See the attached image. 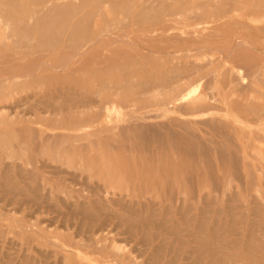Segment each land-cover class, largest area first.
<instances>
[{"label":"bare ground","instance_id":"bare-ground-1","mask_svg":"<svg viewBox=\"0 0 264 264\" xmlns=\"http://www.w3.org/2000/svg\"><path fill=\"white\" fill-rule=\"evenodd\" d=\"M90 1L91 0H0V63L5 64L6 62L8 63L9 60H12L13 57L9 58L10 54L9 56L6 55V53H9L10 51L14 52L13 54L16 59L18 58V60H20L21 62L23 61L24 63H26L22 65L23 62L22 63L19 62L18 67L16 66L15 68L13 66L15 69L13 67H12L13 69L11 68L12 65L10 66L11 69L9 67H6L7 70L6 73H4L5 75L3 73L1 75V72L3 71H0V126L11 125L16 122L12 120H24L25 124H23L22 127L19 126L18 128L12 129L11 131L8 132L9 135H11V137L13 138H16V140H17L16 132L17 133L19 132L20 135L21 133H23L24 137H27L29 140L33 142V143L30 142L26 143L27 141L23 142V138L19 139L20 137H18L19 142L18 141L17 142L20 143L19 145L21 146V149L25 151L24 154L27 152L32 153L37 151V153L39 152L40 154L37 155L41 157L42 155H45L48 152V150H52L55 156V158H53L54 159L53 161L59 162L60 164L69 165L68 167H70V165L72 164L73 167L76 166L74 165L75 161L67 158V156L73 154L72 147L71 146L68 147L66 144V142H68L67 138H72L73 140L76 139L77 141L86 139L89 141L88 144L91 145L90 147H92V144H94V146H96L97 148V153L87 152L86 150L83 151V149L85 148L84 146H86L85 143H81V146L75 145L81 148V149L79 148L80 151L78 152V155L80 154L82 158H84L83 160L81 159L79 165L81 166L83 165V168H88L89 172L91 173L88 179L92 181L98 180V182L104 181L105 183L102 186L101 185L98 186L97 184L98 188L96 189L97 191L95 190L96 193H94L92 196L88 198V203L90 202L95 205L96 208H94V210H91L85 202L83 203L77 202L76 209L73 211L76 213V215L78 213L85 215V217L87 216V218H91V217L93 218V214L95 213L96 209H97L96 211L101 209L100 210L101 212L102 209L104 210L105 207L108 208L110 205L113 204L116 205L119 201H121L122 198H129L130 203L134 205V209L133 208L131 209V207L127 208L128 212L129 210H131L133 216L134 214L138 216L137 218L140 219V222L143 219L145 227L147 229V231L145 230V232L147 233H145L144 241L146 243L150 242L149 245L150 250L153 249L156 252L153 253L154 252L153 251L152 253L154 255L152 256L151 254L150 257H148L147 260H149L148 261L149 264H158V262H161V260L164 261L159 264H196V263L200 264V262L203 263L205 260L209 264H219V263L264 264V257H262L264 256L263 255L264 253L261 256H257L256 255L257 252L255 253V251L260 252L259 249H261V245L264 244V234L259 235L260 240L259 243L256 244L257 243L256 241H255L256 243L250 241L256 237V236L253 237L256 232L250 229V231L252 232L250 236L248 235L250 240L247 239L248 241H245V236L247 234L245 235L246 232L244 231L245 229L242 230L241 228V230H239L238 233L236 231L237 233L236 237L234 238L229 237L231 240L229 239L226 240L227 233L231 232V230L233 229L234 230L238 229V228L235 229L236 227L232 229V226H235L233 224H235L238 220H236L235 217L233 218V215L235 216L236 214H232L231 212L235 210L236 213L243 206L245 207L246 203L248 204L246 200H245L246 203L243 206L240 204H239L240 206L237 205L238 208L240 207L239 209L234 208L233 211L231 212L229 211V215L230 216L232 215L231 218L235 219L234 221L235 223L232 224L229 221L230 219L229 217L228 221L232 225L230 223L229 225L228 223L227 224L223 223L224 225L226 224L227 227L231 226V229L228 228L229 232L223 229L221 230L222 227H220L219 230L221 232L222 231L227 232L224 234L225 237L224 240H222L223 237L221 235L219 236V234L217 233L215 234V230L211 229L213 227H215L214 229L218 228L217 226L220 223L219 221L217 225L215 226L213 225V227L210 225L211 228L209 226V228L214 232V233H211L212 231L210 232L211 234H213V237L211 238L206 235H201L200 233L201 231H203V233H207L204 232L205 227H203L204 226L203 223L202 224L203 226L201 227L197 226L199 227L198 230L196 228H195L196 230H191L189 228V231L187 232V230L184 229L186 230V234L183 232L184 235L189 236L190 238L189 237L188 239L186 238L185 239L187 240L186 242L184 239H182L181 236L180 240H183L182 242L183 245L184 242L188 243L189 245L191 244L190 247L187 244L189 249L186 251V253L184 252V254L179 255L178 252L176 251V254L178 255H174L173 254L174 249H173L172 254L174 256L163 259L167 257L164 254V250L165 249L168 250V252H166L165 250L166 253L170 252L168 248H163L166 246L163 245L165 240L161 241V243L159 242L158 244H154L153 241L155 239L157 240L159 232L162 231H165L164 233H166L169 230L170 233L168 232V234H171L172 232V234L177 233L179 235V233L181 232L177 230L179 228V227L177 228V226L179 225L166 224V222H169L167 218H164L166 220L165 223L161 221H157V219L156 220L154 219L155 213H156L155 215L158 216L162 214V211L159 208L155 207L157 205H161L162 202H156L152 200V197L155 194H152V192L131 193L129 189L131 187H135V186L140 187L142 185L143 186L162 185V187L163 186L166 187L165 185H167V187H169L168 188L169 191L173 185H180L189 182L193 183V181H195L199 185V187L201 186L200 187L201 189H203L204 184L206 183L213 184L216 186L218 185V187L225 186V188L232 187V183L234 186L236 185V187L237 186L244 187V185H248L252 183L253 184L257 183L258 185L259 183H262L264 185V141L259 140L262 145L257 146L255 140H253L254 138H256L254 137V135L260 130L264 129L263 128L264 127L263 125L264 91H260L258 89L259 86L261 87L264 86V71L263 72L251 71L250 67H248V63L251 61L250 59H247L246 61L244 60V62L242 61L243 62L242 64H240L239 62L241 55H243L241 53V50H246L249 53H252L257 43H259L258 41L264 43L262 42L264 40V21L262 20L263 23L260 24L261 26L260 25L258 26L257 21L253 18L252 15V13H255L259 10L257 6L260 7L261 4L248 5V1H244L242 3L244 5H242L241 8H238L236 4L240 2L239 0H229V1L203 0L202 3L201 2L197 3V7L209 6V7H214L215 10H208L206 14H203L204 12L201 13L200 11L197 12V10L196 12L199 14H196L192 10L191 12L194 13V16H191L193 14H190V17H186V18L184 17L185 20L181 22H173L174 20L167 19L168 21L166 22L168 24L166 26L159 25L161 26L159 28V32H157L156 29H153L154 27L152 29H149V31L147 30L148 32H146L144 29L141 28H135V31L139 32L137 34L139 36L143 35L146 37L150 33V35H152V38H159L165 40L166 41L165 43L169 45L167 49L164 51L163 56L162 55L160 56H162L161 58L168 57L171 59V62L168 65L164 64L166 71L157 75V73L155 72L156 70L154 71L153 69L149 68L147 72H149L150 74H148V76L145 77L142 81L138 82L137 79L135 80L133 79V77L132 79H130L131 71H132L131 69H135L133 64L129 62L132 66L131 68L125 64L127 63V61L124 63L125 61L124 58H126L129 48L130 47L132 48L133 46H137V44L134 43L135 38L134 39L131 38L133 39L132 42L130 41L131 39L130 40L128 39L130 42V44L128 45L126 44L128 42H124L125 37L123 35H120L122 33L119 34V32H117L118 35H114L112 34V32H110V30L112 31L111 29L112 25L106 24L104 26H100L98 22L99 19L90 16L92 15V13L88 15L90 12H87L84 9H83L84 12L86 11L87 14H85L86 12L84 14L83 12L81 13L82 10L80 11L79 7L82 9L83 8L82 6L84 4H87L88 2L90 3ZM154 2L155 0L153 1V3ZM161 3L163 2L161 1ZM166 3L164 1V3L161 4V6L165 4L164 6H167V8L165 7L167 10L169 8L168 5L169 4L171 5L172 3L169 4L167 3V5ZM105 4H108V6H110L112 10L115 11L124 10L121 7L125 5L124 2H121V0H111L110 2L105 1ZM157 5H155L156 7L154 8L157 9L159 7V6L157 7ZM181 5L182 4L177 5V10L175 11V13L167 14L163 12L166 14V16L163 14L164 15L163 17L164 18L168 16L173 17L176 15L181 16L182 14L179 15L182 9ZM147 6L146 7L144 6L145 8L143 7L144 10L147 8ZM162 9L163 8H161V10ZM153 11H155V9ZM146 12L143 11V13L140 12L139 14H137L138 19L136 18L137 21L135 22L137 26H139L140 24L139 22H142L144 21V19L147 18V14L149 13L146 14ZM159 12L160 15H162L161 14L162 12L161 11ZM241 15L250 17L249 23L246 24L244 20L239 21L240 23L243 22L246 24V25H243V23L241 24L243 26V29H245V31L243 34L233 33V31L235 32L236 29L235 28L236 22L234 23V20H238L237 17H240ZM155 16L158 17L157 19H159L158 15H154V17ZM151 17H149V19H153ZM176 20L177 19H175V21ZM188 20L190 21L193 20L190 26H186L184 24ZM133 27L134 26H132V28ZM118 30H120V28ZM228 31H231L230 32L231 36L226 38V36H228L227 35ZM254 31H260L261 36L259 35L249 36V34H251ZM214 38H218L221 45H215V47H209L206 44V42L207 43L211 42V40L214 41ZM64 39L65 41L67 39L70 42L69 44L66 43L67 46L65 47H67L69 54L73 55L75 59L72 56H71L73 58L72 60L64 59L63 57L62 58L60 57L61 55L59 53V49L61 47L59 46L61 45L59 44ZM178 40L179 41L183 40V42L185 43L187 42L191 43V41H197V42L194 45L186 46L184 43H183L184 45L178 44ZM234 40L237 41H236V47L233 50H231L234 51V54H232L231 51L230 52L227 51L228 50L227 45ZM165 43H161V45ZM193 43L194 42H192L191 44ZM10 44H12V47L10 46ZM146 44H150V43H146ZM152 45L153 44H151V46ZM65 49H63L62 51H64ZM216 53L218 55H216ZM263 53H264V46H263ZM63 54L64 57H66L65 56L66 53L64 52ZM231 54L233 56H231L232 59L229 60L228 55ZM148 56L150 55H147V57ZM155 56L153 61H155ZM122 58L124 60H122ZM134 59H136L135 61H137V58ZM227 62L229 63L227 64ZM154 63H151V65ZM158 64H156V66ZM136 67L138 68L139 66ZM141 67H139V71L142 70ZM209 67L210 68L212 67V71H217L220 70V68H222V70H220L221 72H219L220 73L219 75H223L224 74L223 72L225 71H228L230 73L229 74L230 77L228 79L225 78V80L222 79L220 80V83L224 82L226 84L228 82L230 88L228 90H224L221 93V96H219L218 98H215V96L208 95L206 91L210 83L209 78L210 79L212 78V77H208L209 73L207 74L205 72V70L206 69L208 70ZM235 68L243 70L245 73L242 72L241 74L242 76H241L239 75V73L238 74L235 73L234 70ZM2 69L4 70V68ZM155 69L157 68L155 67ZM144 71L145 69H143V72ZM208 72L210 71L208 70ZM144 73H146V71ZM134 74H136V72ZM137 74H139V72ZM211 80L214 81V79ZM66 82L68 83L69 86L65 85ZM138 83L140 84L143 83L144 86H146V88L144 87V89L142 90H137V89L135 90L134 86L139 85ZM24 84L26 85L32 84L37 87L35 89L37 91L25 97L26 100L30 99L31 102L28 103L25 102L26 105L24 106L33 105L32 104L34 103L33 101H36L34 104L36 103L42 104L44 107L40 108L38 107L37 104L33 105L34 108L37 107L36 108L38 109L37 113L34 112L25 113L24 111L22 112L21 110L8 113L6 111L8 107L6 108V105H2V103L4 101H7L8 99L7 95L5 94V89L11 87L13 88V92L16 94L17 93L16 88H19L18 87L19 85H24ZM61 87L62 89H60ZM48 88H53V89H48ZM52 90H54L53 93ZM62 90L67 91L65 93L71 94L72 97L71 98H67V96L64 97V92ZM226 96L230 97L232 100L229 101L230 98H228V100L227 99L225 100ZM51 99L57 100L56 101L57 103L54 104V106L53 104L51 105L52 103ZM211 99L213 101H211ZM226 102L228 103L229 107H227L225 110L223 109L224 112H222V114L215 113L219 109H222L221 107L219 108L220 104ZM234 103L236 104V108L234 107L235 109L231 110V107L234 105ZM261 103H263V105L259 106V104ZM50 107H52L53 109ZM259 107H261L262 110L261 109L259 110ZM28 108H30V106ZM32 108L33 107L31 106L30 109L32 111H35L34 108L33 109ZM142 109L145 110L143 111ZM242 110L245 111V113L243 112L244 114L240 113V111L242 112ZM249 116L251 117L255 116L256 120L259 121L258 124L254 123L255 125L257 124V129L249 127L250 126L249 123L250 120L248 119ZM38 120H47V121H40V123L43 124L45 128L44 127L38 128L36 127V125L34 126V124L39 123ZM53 120H59V121H53ZM60 120H75V121H70L68 123L66 122L67 124L66 127L74 128V129L85 128V130L73 136H69L68 134H49L47 132L46 127H50V126L55 128L62 127L63 123L60 122ZM104 120H107L108 123L104 124L103 122ZM20 122L23 121H19L18 123ZM4 133H5L4 131L0 130V148H3V150L5 148L6 150L7 148L6 146H8V142H10V140L7 141V137H4ZM93 137H95V139ZM63 140H65L66 147L68 148L63 147L61 143ZM12 148L13 146L7 148L8 152H10L9 149L12 150ZM151 148L160 149L159 152L161 153L158 155H154L155 150L153 149L154 150L153 151L154 154H153L151 152ZM114 150H117V154L112 153V155H110V152ZM4 154L8 155L7 152ZM12 154L9 157L10 158L12 157L14 160L16 153L14 154L12 152ZM7 155L4 156L9 158ZM34 156H36L35 153ZM36 158L34 159L32 158V159L35 160ZM24 159L25 158H23V160ZM42 159L44 160L43 157ZM33 160L27 162H25L26 160L24 161L21 160V162L19 163H17L18 161L17 162L13 161L11 165H10L11 161L9 160L8 161L9 165L6 164V167L8 168L5 167L6 169L4 170H1L0 168V186L3 188V190L4 189L6 190L3 191L0 188L2 193L5 192L6 194H8L7 193L8 191L12 195L11 200L13 199V193L15 194L18 193L17 195L14 194L15 197L10 202L15 203L14 200L17 197H20L21 193H22L21 196L25 195V197L27 198L26 195L29 194L27 192H25L24 194L25 190H23L24 188L23 189L21 188L23 185L25 187L30 186L28 188L33 189L31 193L35 192L34 194H38L41 192L39 188L45 189L47 188L46 185L53 184L50 181L51 179L46 177L47 176L46 173L45 175L42 174V176H37L34 174V172H30L31 170H28L29 169L28 167L33 165L32 162ZM26 163L29 165L31 163L32 164L26 168L25 166L27 165ZM76 164L78 165V163ZM2 165L3 162L2 159H0V167H2ZM43 165H45V163ZM46 165L48 164L46 163ZM89 165L90 167H88ZM10 167L13 168V173H12L13 175L10 174L11 172ZM50 167L51 166H49V168ZM204 169L206 170L205 172ZM58 171L60 172V170ZM105 171L110 172L107 173L108 177L104 176L103 173ZM219 171L226 172V174L224 173V175L221 176L219 174ZM38 173L40 172L38 171ZM190 185L193 186L192 184ZM195 186H193L194 189L192 191H196L197 187ZM116 190H119L120 192H116ZM159 190H161V187ZM179 190L183 191L182 189ZM179 190H177V193L175 194L170 193L168 195V193H166L168 195L167 200L169 201L171 206H175L178 203L182 202V198L180 196ZM173 191L176 192V190ZM60 192L61 193L64 192V189L63 191H61L60 189ZM66 193L69 194L67 190ZM116 195L119 197L118 200H116L114 197ZM210 195L212 196V194ZM5 196L6 195H4V197ZM37 196L39 200L40 198L42 199V196L40 197L39 195ZM48 196L49 197L54 196V193L50 191ZM48 196L46 195L47 198ZM69 196L75 197L78 200L80 197H82L80 194L78 196H75L74 194H69ZM219 196L221 197V195ZM6 197L4 199H6ZM30 197L34 198L32 196ZM47 198L45 199L46 202L47 200L49 201V199ZM257 198H262V196L259 194ZM35 199L36 198H34V200ZM144 199H149V203L145 202ZM195 199H197L196 195H195ZM39 200H35V202L37 201L38 203ZM35 202H34V206L36 205ZM164 202L165 201L163 199V203ZM71 204L72 203H70V205ZM147 204L149 206L154 207L152 209L155 213L151 212L152 217H146L147 213L145 214L146 212L145 211L144 214L146 216H144L143 218L142 210L141 209L137 210L135 206L136 207L142 205L146 206ZM255 204L259 205L260 203L257 202ZM249 205L250 204H248V206ZM145 206H144V210L146 208ZM69 207H67V209H69ZM126 207L127 206H125V208ZM251 207L252 206H249V208ZM257 207L260 208L261 206L260 207L257 206ZM180 208H182V203ZM230 208L233 207L231 206ZM258 208L257 210L255 209V212L258 211ZM47 209L46 211H48ZM252 209L253 208H251V211ZM182 210L180 214H182ZM217 211L218 210H216V212ZM18 212H20V210H18ZM74 212L72 214H75ZM100 212L99 214H97V216L100 215ZM206 212L203 211L202 216H204V213ZM220 212H218L219 216L222 215ZM247 213L249 214V211ZM239 214L240 213H238V215ZM186 215L184 216L182 214V216H184L185 218ZM243 215H245L244 211H243ZM140 216L142 217V219ZM256 216L258 215L255 214V217ZM194 217H196V215ZM204 217L209 218L210 216L207 217L206 215ZM218 217H216V220L221 219V217H219L220 219ZM255 217L254 219L252 217V219L255 220L256 219ZM92 218L90 219L91 221ZM109 219L110 218H108V220ZM120 219H121L120 220L121 223L125 221L124 217ZM131 219L132 217L130 218V220ZM139 219L137 220L135 219L136 222H138ZM244 219L247 218L244 217ZM108 220L105 221V224L106 223L108 224L107 222ZM191 220H189V222ZM205 220L207 222H210V219L209 220L205 219ZM230 220L233 222L232 219ZM242 220L243 219H241V222ZM177 221L176 223H178ZM18 222L19 221L17 222L13 221V223H15L14 226L21 229V231H23V234L24 232L27 233L31 232L39 236L37 240H35L34 236H32L33 237L32 241L35 242L37 241L40 245H49V246L52 245L56 247L58 251H61V253L63 251L64 253L62 257L64 264H70V261L72 262L73 259L75 258L74 256L75 252L71 250L70 252H68L65 246L70 248H78L82 252L98 255L99 256L98 258L100 260H98L97 264L110 263V262L112 264H145V263L148 264L147 261L145 263L144 260L139 262L136 258H131L130 256H128V254L122 253L123 252L122 246L117 245L115 241L112 242L111 246L108 245L109 247L106 245V243L102 244V238L94 237V236H96V234H98V236L100 235V233L103 230V226L99 227V229L96 228L91 229L92 227H90L91 226L90 225L89 226L90 230L88 231V236H87L88 238L84 237L85 241H83V243L80 244L78 242H72V241L53 242L44 234L42 235L40 232L41 230L39 229L35 230L33 228V225H30L29 222H28L29 225L24 224V222L23 223L20 222L18 223ZM136 222L135 224L132 223V228L135 230L140 225L139 222L138 223L139 225L137 226ZM189 222L187 221V225L185 222V225L188 227L191 226L192 223ZM198 223L196 222V224ZM254 223L255 222L253 221L252 227L249 224L248 225L252 229L255 228V230L261 228L260 222H259L260 227L257 224L258 222H256L257 224L256 227L258 226L259 228L254 227ZM243 224L241 223L240 225ZM208 225L209 223H207L206 226ZM35 228L37 227L35 226ZM132 228L129 230H133ZM142 228L140 229L142 230ZM104 229L106 230V228ZM263 229H261V231ZM129 230L127 232H129ZM251 232H248V234H250ZM187 233H189V235H187ZM211 234L210 236H212ZM234 234L235 232L232 235ZM153 237L155 239H153ZM169 237L170 236H168L167 239H169ZM175 237H173V239ZM174 241L177 242V240ZM29 243H31V241ZM164 244H167L166 241ZM244 244L246 245V248L243 246ZM27 246L30 247L28 244ZM181 247L184 248L186 247V245ZM242 247L245 248V251ZM241 248L243 250H240ZM144 249L142 250L144 251ZM230 249L232 251H230ZM263 251L264 250H262V252ZM146 253L147 251L145 250L144 254ZM208 253H209V257H208ZM82 261L79 260L78 262L82 264Z\"/></svg>","mask_w":264,"mask_h":264},{"label":"rangeland","instance_id":"rangeland-1","mask_svg":"<svg viewBox=\"0 0 264 264\" xmlns=\"http://www.w3.org/2000/svg\"><path fill=\"white\" fill-rule=\"evenodd\" d=\"M105 1H111V0H91L90 1V3L88 4H84L85 5V7H84V5L82 6L83 8L81 9L80 7H79V9H80V11H81V13L83 12V14L87 11V12H90L88 15H90L91 13H92V15H90V16H93V17H96V19H99V24H100V26H104V25H106V24H110V25H112L111 26V29H112V31L110 30V32H112V34H114V35H118V33L117 32H119V34L120 33H122V34H120V35H123L124 37H125V41L124 42H128V43H126V44H130V42H129V40L131 39V38H135L134 39V43H136L137 44V46H133L132 48L130 47L129 48V50H128V54L126 55V58H124L125 59V61H124V63L127 61V63H131V64H133V66H134V68L135 69H131L132 71H134V72H132L131 71V78L130 79H132V77H133V79H137V81L139 82V81H142L145 77H147L148 76V74H150L149 72H147L148 70H149V68L150 69H153L156 73H157V75L158 74H161L162 72H164V71H166V69H165V66H164V64H166V65H168L170 62H171V59L170 58H168V57H166V58H161L162 56H163V53H164V51L167 49V47H168V45H167V43H165L166 41L165 40H162V39H159V38H152V35H150V33H149V35L148 36H139V35H137L139 32H137V31H135V28H141V29H144L146 32H148L149 31V29H152L153 27V29H156L157 30V32H159V28L161 27V26H166L168 23L166 22V21H168L167 19H172V20H174L173 22H181V21H183V20H185V18L186 17H190V14H193V15H191V16H194V13H196V14H199V13H197V12H201V13H203V14H206L207 13V11L208 10H215V8L214 7H209V6H198L197 7V3H199V2H203V0H155V2L153 3V1L154 0H121V2H124V6H122L121 8L122 9H124V10H119V11H115V10H112V8L110 7V6H108V4H105ZM160 3H159V2ZM161 1L164 3V1H165V3L167 2L168 4L169 3H172L173 4V7H172V4L170 5H168L169 6V8L166 10V8H167V6H161V4H163V3H161ZM227 1H229V0H227ZM240 2L239 3H237L236 5H237V7L238 8H241L242 7V5H244V4H242L244 1H248V5H253V4H257V5H260V7L259 6H257L258 8H259V10L257 11V12H255V13H252V15H253V18L257 21V24H258V26L260 25V24H262L263 23V21H264V0H239ZM151 2V3H150ZM158 2V3H157ZM182 2V3H181ZM158 5H157V4ZM167 3H166V5H167ZM149 4V5H148ZM151 4H153V5H151ZM176 4V5H175ZM178 4H182L181 6V13L179 14V15H181V16H178V15H176V16H173V17H163L164 15L166 16V14L165 13H167V14H169V13H175V11L177 10V5ZM142 5V6H141ZM150 7H148V6ZM152 7H151V6ZM155 5H157V7L158 8H163L162 10H161V8L160 9H156V8H154V7H156ZM147 6V12H146V9L144 10V8ZM176 6V7H175ZM142 7V8H141ZM144 7V8H143ZM166 7V8H165ZM172 7V8H171ZM256 7V6H255ZM254 7V8H255ZM108 8V9H107ZM111 8V9H110ZM119 8V7H118ZM164 8H165V10H164ZM173 8H174V10H173ZM86 10L85 12H84V10ZM149 9V10H148ZM155 9V11H153ZM170 9V10H169ZM201 9V10H200ZM260 9H262V10H260ZM102 10V11H101ZM150 10H152V11H150ZM157 10H158V13H157ZM194 11V13L193 12H191V11ZM196 10H197V12H196ZM143 11H145L146 12V14L147 13H149V14H147V18L146 19H144V21H142V22H139L140 24H139V26H137V24L135 23L137 20H136V18H137V14H139L140 12L141 13H143ZM159 11H161L162 13V15H160V12ZM167 11V12H166ZM87 12L85 13V14H87ZM103 12H104V14H103ZM163 12H165V13H163ZM200 13V14H201ZM160 15L159 16V19H160V17H161V19L159 20V19H157L158 17H154V15ZM164 14V15H163ZM95 15V16H94ZM153 16V17H151V16ZM196 16V15H195ZM149 17H151V18H153V19H149ZM181 17V18H180ZM185 17V18H184ZM127 18V19H126ZM138 19V18H137ZM175 19H177L176 21H175ZM237 19L238 20H234V23H235V32L233 31V33H239V34H243L244 33V31H245V29H243V26L241 25L242 23H240L239 21H241V20H244L245 22H246V24H248L249 23V20H250V17H247V16H240V17H237ZM154 20V21H153ZM158 21V22H156V21ZM263 20V21H262ZM162 21V22H161ZM193 20H188V21H186L184 24L186 25V26H190L191 25V22H192ZM147 22V23H146ZM150 22V23H149ZM152 22V23H151ZM154 22V23H153ZM162 23V24H161ZM126 26H125V25ZM130 24V25H129ZM133 24H136V25H133ZM142 24V25H141ZM152 24V25H151ZM245 23H243V25H246ZM129 25V26H128ZM156 25V26H155ZM159 25H161V26H159ZM131 26V27H130ZM132 26H134L133 28H132ZM135 26H137V27H135ZM142 26V27H141ZM261 26V25H260ZM147 27V28H146ZM114 28V29H113ZM120 28V30H118V29ZM130 28V29H129ZM131 28H132V31H131ZM158 28V29H157ZM124 30V31H123ZM148 30V31H147ZM115 31V32H114ZM123 31V32H122ZM126 31V32H125ZM131 31V32H130ZM133 31H135V32H133ZM230 32L231 31H228V33H227V35L228 36H226V38H228L229 36H231V34H230ZM125 33V34H124ZM129 34V35H128ZM256 35H259V36H261V33H260V31H254V32H252L251 34H249V36H256ZM128 36V37H127ZM133 36V37H132ZM136 36V37H135ZM148 37V38H147ZM153 40H152V39ZM129 39V40H128ZM133 39H131L130 41L132 42V40ZM138 39V40H137ZM151 39V40H150ZM155 39H157V40H155ZM218 38H214V41H212L211 40V42H206V44L209 46V47H215V45H221L220 44V42H219V39L217 40ZM262 39V38H261ZM140 41V42H139ZM141 41H142V43H141ZM147 41V42H146ZM157 41H159V42H157ZM160 41H161V43H165V44H162L161 45V43H160ZM236 41L237 40H234V41H232L231 43H229L228 45H227V51L228 52H230L231 50H233L235 47H236ZM150 43V44H146V43ZM153 42V43H152ZM192 42H194L193 44H191ZM196 42L197 41H191V43L190 42H187V43H185V42H183V40L182 41H179L178 40V44H180V45H186V46H191V45H194V44H196ZM259 43H257V45H256V47L254 48V50H253V52L252 53H249L248 51H246V50H241V53L243 54V55H241V58H240V60H239V62H240V64H242L243 62H244V60L246 61L247 59H250L251 61L248 63V67H250V69H251V71H253V72H263L264 71V53H263V44L264 43H261V41H258ZM262 42H264V40L262 41ZM66 43H70L67 39H66V41H65V39L64 40H62V42H60V44L59 45H61V46H59V47H61L60 49H59V53H60V57L62 58H64V59H73L72 57H74L73 55H71V54H69V51L67 50V47H65V46H67V44ZM156 43V44H155ZM184 43V44H183ZM190 43V44H189ZM210 43H212V44H210ZM65 44V45H64ZM146 44V45H145ZM151 44H153L152 46H151ZM161 46H160V45ZM261 46H260V45ZM141 45H144V46H141ZM164 45V46H163ZM213 45V46H212ZM10 46L12 47V44H10ZM64 46V47H63ZM158 46V47H157ZM143 47V48H142ZM163 47H164V49H163ZM66 48V49H65ZM139 48H141V49H139ZM148 50H146V49ZM149 48H152V49H149ZM154 48V49H153ZM63 49H65L64 51H62ZM137 49V50H136ZM158 52H157V51ZM161 50H163V51H161ZM136 51H138V52H136ZM143 51V52H142ZM11 52V51H10ZM6 53V55L7 56H9V54H10V56H9V58H11V57H13L12 58V60H9V62L7 63H0V71H3V72H1V75H2V73L4 74V73H6V67H9L10 68V66H11V68L14 66L15 68H16V66L18 67V64H19V62H21L20 60H18V58L16 59L15 57H14V52L12 51L11 53ZM62 52V53H61ZM66 53L65 54V56L66 57H64V54L63 53ZM68 52V53H67ZM133 52V53H132ZM136 54H135V53ZM147 52H148V54H147ZM244 52V53H243ZM59 53H57V54H59ZM103 53H105V52H103ZM139 53V54H138ZM141 53V54H140ZM150 53V54H149ZM156 53H157V55H156ZM231 53L232 54H234V51H231ZM63 54V55H62ZM137 54H138V56H137ZM150 55V56H148L147 57V55ZM228 55L229 56V60H231L232 59V57L231 56H233V55ZM133 57H131V56ZM136 55V56H135ZM139 55H140V57H139ZM156 55L157 56V58H156V56H155V61H153V59H154V56ZM159 55V56H158ZM160 55H162V56H160ZM216 55H218L217 53H216ZM72 56V57H71ZM89 56V55H88ZM94 56H95V54H94ZM93 56V57H94ZM123 56V55H122ZM130 56V57H129ZM153 56V57H152ZM250 56H251V58H250ZM58 57V56H57ZM92 57V58H93ZM139 57V58H138ZM231 57V58H230ZM15 58V59H14ZM92 58H90V59H92ZM122 58V60H124ZM134 58H137V61H135L136 59H134ZM142 58V59H141ZM74 59H75V57H74ZM144 59V60H143ZM146 59H147V61H146ZM130 60V61H129ZM139 60V61H138ZM140 60H142V61H140ZM150 62H149V61ZM162 60V61H161ZM228 60V61H229ZM243 61V62H242ZM23 62V61H22ZM21 62V63H22ZM26 62V61H25ZM141 62V63H140ZM158 64L157 66H156V64ZM225 62H226V60H225ZM16 63V64H15ZM127 63H125L128 67H131L132 68V66H131V64L129 63V64H127ZM143 63V64H142ZM145 63V64H144ZM151 63H154V64H152L151 65ZM229 62H227V64H228ZM4 64V65H3ZM24 64H26V63H24L23 62V64L22 65H24ZM140 64V65H139ZM141 64H142V67H141ZM252 65V66H251ZM3 66H5V67H3ZM136 66H139V67H141V69L142 70H140L139 71V67L137 68ZM4 68V70L2 69V68ZM13 67V68H14ZM155 67L157 68V69H155ZM10 68V69H11ZM12 68V69H13ZM14 68V69H15ZM138 69V70H137ZM143 69H145V71H146V73H144L143 72ZM263 69V70H262ZM207 70V69H206ZM205 70V72L208 74L209 73V75H208V77H212L211 79H214V81L213 80H211L210 78H209V86H208V88L206 89V91H207V93H208V95H210V96H215V98H218L219 96H221V93L224 91V90H228L229 88H230V86H229V83L227 82L226 84L223 82V83H220V80L222 79V80H225V78H229L230 77V73L228 72V71H225V72H223L224 74L223 75H219L220 73L219 72H221L220 70H222V68H220V70H217V71H212V67L210 68H208V70L210 71V72H208V70L206 71ZM235 70V73H239V75H241L242 74V72H244L243 70H240V69H234ZM5 71V72H4ZM116 71H118V70H116ZM136 72V74H134ZM139 72V74H137ZM212 73H213V75H212ZM245 73V72H244ZM243 73V74H244ZM145 74V75H144ZM210 74H211V76H210ZM217 74V75H216ZM5 75V74H4ZM3 75V76H4ZM134 75H135V77H134ZM138 75V76H137ZM219 75V76H218ZM228 75V76H227ZM226 76V77H225ZM242 76V75H241ZM220 77V78H219ZM214 84H213V83ZM139 85H137V86H134V89L136 90H142V89H144V87L146 88V86H144V84L143 83H138ZM212 84V85H211ZM65 85H67V86H69L68 85V83L66 82V84ZM211 86V87H210ZM214 86V87H213ZM19 88H16L17 90H16V94L13 92V88H11V87H8V88H6L5 89V94L7 95V97H8V99H7V101H4L3 103H2V105H6V108L8 107V109H6V111L8 112V113H12L13 111H18V110H21L22 112L24 111L25 113H30V112H34V113H37L38 112V109H36V108H34V106L33 105H38V107H40V108H42V107H44L42 104H38V103H36V104H34L36 101H33L34 103H32L33 105H28V106H24V105H26L25 104V102L26 103H28V102H31V100L30 99H25V97L27 96V95H31V94H33V92H35V91H37V90H35L37 87L35 86V85H32V84H29V85H26V84H24V85H19L18 86ZM65 87V86H64ZM216 87V88H215ZM210 88V89H209ZM48 89H53V88H48ZM60 89H62V87L60 88ZM258 89L260 90V91H264V86H259L258 87ZM29 90V91H28ZM67 90V89H66ZM219 90V91H218ZM49 91V90H48ZM63 92H64V97L65 96H67V98H71L72 97V95L71 94H69V93H65V92H67V91H64V90H62ZM54 92V90H52V93ZM199 93V92H198ZM220 93V94H219ZM226 93V92H225ZM66 94V95H65ZM69 96H68V95ZM219 94V95H218ZM227 94V93H226ZM8 95H10V96H8ZM24 98V99H23ZM66 98V99H67ZM228 98H230V97H228V96H226L225 97V100L227 99L228 100ZM25 100V101H24ZM232 99L230 98L229 99V101H231ZM233 100H235V99H233ZM23 101H24V104H23ZM57 100H55V99H51V105L53 104V106H54V104H56L57 102H56ZM211 101H213L212 99H211ZM29 104H31V103H29ZM224 104H226V105H224ZM228 105V103L226 102V103H223V104H220V106H219V108L221 107L222 109H219L217 112H215V113H218V114H222V112H224V110L227 108V107H229V105ZM260 105H263V103H261V104H259V106ZM12 106V107H11ZM30 106V108H31V106L34 108V110L35 111H32L30 108H28ZM258 106V105H257ZM236 108V104L234 103V105L231 107V110H233V109H235ZM32 108V109H33ZM50 108H52V107H50ZM25 109V110H24ZM53 109V108H52ZM224 109V110H223ZM261 109V107H259V110ZM143 111L145 110V109H142ZM262 110V109H261ZM220 112V113H219ZM245 113V111L244 110H242V112L240 111V113H242V114H244ZM234 117H236V116H234ZM254 117V118H253ZM253 117H251V116H249V123H250V126L249 127H252V128H256L257 129V124L259 123V121L258 120H256V118H255V116H253ZM233 119V118H232ZM252 119V120H251ZM254 119V120H253ZM258 121V122H256V121ZM10 121V120H9ZM12 121H16L15 123H13V124H11V125H1L0 126V130L1 131H4L5 133H4V137H7V141L8 140H10V142H8V146H6L7 148H9V147H11V146H13V148H12V150L11 149H9L10 150V152H8V150H7V148H6V150H5V148H4V150H3V148H0V159H2V162H3V165H2V167H0L1 168V170H4V169H6V168H8V167H6V164L7 165H9L8 164V161L10 160L11 162H10V165H11V163L13 162V161H18L17 163H19V162H21V160L22 161H24V160H26L25 162H27V161H31V160H33L34 158H36L38 155H40L39 154V152L37 153V151L36 152H32V153H29V152H27V153H25L24 154V152L25 151H23L22 149H21V146L19 145L20 143H18L19 142V140H18V137H20L19 139H21V138H23V142H25V141H27L26 143H28V142H30V143H33L31 140H29L27 137H24V135H23V133H21V135H20V133L18 132H16V136H17V140H16V138H13V137H11V135H9V131H11L12 129H16V128H18L19 126L20 127H22L23 126V124H25V122H24V120H12ZM19 121H23V122H20V123H18ZM35 121H37V120H35ZM39 121V123H36V124H34V126L36 125V127H38V128H41V127H44L45 128V126L43 125V124H41L40 123V121H47V120H38ZM50 121H52V120H50ZM53 121H59V120H53ZM70 121H75V120H60V122H62L63 123V126L62 127H58V128H55V127H52V126H50V127H46V129H47V132L49 133V134H68L69 136H73V135H75V134H79V133H81V132H83V130H85V128H77V129H74V128H67L66 127V122L68 123V122H70ZM253 121V122H252ZM65 122V123H64ZM104 122V124H106V123H108V121L107 120H104L103 121ZM252 122V123H251ZM254 123H257L256 125L254 124ZM22 124V125H21ZM263 125H264V123H263ZM10 127V128H9ZM5 128V129H4ZM264 128V127H263ZM67 135V136H68ZM259 135V136H258ZM254 137H256V138H254L253 140H255V143H256V145L257 146H260V145H262L261 144V142L259 141V140H261V141H264V129H262V130H260L259 132H257L255 135H254ZM259 137V138H258ZM25 138V139H24ZM94 139H95V137H93ZM72 138H67V141L68 142H66V144H67V146L69 147V146H71L72 147V149H73V154H70L69 156H67V158H69L70 160H73V161H75V163H74V165L76 166V167H73L72 165H70V167H68L69 165H64V164H60L59 162H55V161H53L54 159L53 158H55V156H54V154H53V151L52 150H48V152L45 154V155H42L41 157L40 156H38L35 160H33L32 162H33V165L32 166H30L29 164H27V165H25L26 166V168L28 167V166H30V167H28L29 169L28 170H31L30 172H34V174L35 175H37V176H42V174L43 175H45V173H46V177H48V178H50L49 180L53 183V184H48V185H46V187L47 188H45V189H43V188H39L40 189V193H38V192H36V193H38V194H34V193H31L32 192V190L33 189H31V188H28V187H30V186H28V187H25L24 185L21 187L23 190H25L24 191V194H25V192H27L29 195H26L27 196V198L25 197V195H23V196H21L22 195V193L20 194V197H17L14 201H15V203L14 202H10V201H12L13 199H14V197H15V195H17L18 193H13V199L11 200V198H12V195L7 191V193L8 194H6L5 192H3L2 193V191H1V189L3 190V188L0 186V264H9V262H10V264H37V263H39V264H64V262H63V251H62V253H61V251H58L57 249H56V247H54V246H49V245H40L37 241L35 242V241H32V239H33V237L32 236H34V239L35 240H37L38 238H39V236H37V235H35L34 233H27V232H24V234H23V231H21V229H19L18 227H15L14 226V224L15 223H13V221H15V222H17V221H21V220H24V221H21L20 223H23L24 222V224H27V225H33V228L35 229V230H41L40 232H41V234L43 235H45V236H47L49 239H51L53 242H70V241H72V242H78V243H83V241H85L84 240V237H87L88 236V231L90 230V227H92L91 229H94V228H96V229H99V227H101V226H103V230H102V232L100 233V235L98 236V234H96V236H94V237H99V238H102V244H104V243H106V245L108 246H111V244H112V242L113 241H115V243L117 244V245H120V246H122V253H124V254H128V256H130L131 258H136L139 262H141V261H143L144 260V263L147 261H149V260H147L148 259V257H150V255L152 254V256L154 255L153 253H156L153 249H151L150 250V247H149V245H150V242L149 243H146L145 241H144V236H145V233H147V232H145V230L147 231V229H146V227H145V224H144V221H143V219H142V217H141V222H140V219L139 218H137L138 216H136L135 214H134V216H133V213L131 212V210H129V212H128V209L127 208H130L131 207V209L133 208L134 209V205H132L131 203H130V199L129 198H122L121 199V201H119V202H121V203H117L116 205L115 204H113V205H110L108 208L107 207H105V208H107V209H105L104 208V210L102 209V211L100 212V210H98V211H96L95 210V213L93 214V218H92V221L90 220L91 218H87V216L85 217V215H83V214H78L77 213V215H76V213L73 211V210H75L76 209V203L77 202H85L86 204H87V206H89V208L91 209V210H94V208H96L95 207V205L94 204H92V203H88V198L90 197V196H92L94 193H96V189L98 188V186L99 185H103L105 182L104 181H99L98 182V180H96V181H92V180H90V179H88V177L90 176V172H89V170H88V168H83V165L81 166V165H79V162L81 161V159L83 160L84 158H82V156L79 154L78 155V152L80 151V147H78L79 145L81 146V143H85V145L86 146H84L83 148V151H87V152H96L97 153V148H96V146H94V144H92V147H90L91 145L90 144H88V140H86V139H84V140H71ZM18 141V142H17ZM36 141V140H35ZM37 141H38V139H37ZM76 141V142H75ZM257 141V142H256ZM79 142V143H78ZM62 145H63V147L64 148H68V147H66V144H65V140H63L62 142ZM260 143V144H259ZM15 144V145H14ZM72 144H73V146H72ZM75 145H78V146H75ZM15 146V147H14ZM18 147V148H17ZM76 147V148H75ZM78 147V148H77ZM80 148V149H79ZM79 149V150H78ZM155 151H154V150ZM159 152L160 151V149H155V148H151V152L154 154V152H155V154L154 155H158V154H160L161 152H157V151ZM154 151V152H153ZM8 153V155L7 154H4V153ZM12 152L15 154V157H14V160H13V158L11 157H9V156H11V154H12ZM19 153V154H18ZM34 153H35V155L36 156H34ZM112 153H115V154H117V150H114V151H112V152H110V155H112ZM157 153V154H156ZM10 154V155H9ZM30 154V155H29ZM38 154V155H37ZM4 155H7L9 158H7L6 156H4ZM13 155V154H12ZM28 156V157H27ZM31 156H32V158H31ZM78 156V157H77ZM6 157V158H5ZM29 157H30V160H29ZM42 157L44 158V160L42 159ZM71 157V158H70ZM19 158H20V160H19ZM23 158H25L24 160H23ZM5 159H8V160H5ZM77 160H78V162H77ZM5 161V162H4ZM35 161V162H34ZM38 161H40V162H38ZM43 161V162H42ZM50 161V162H49ZM45 163V165H46V163L48 164V165H46V167H45V165H43V164ZM76 163H78V165L76 164ZM34 164H35V167H34ZM43 165V166H42ZM48 166V167H47ZM49 166H51L50 168H49ZM78 166V167H77ZM80 166V167H79ZM6 167V168H5ZM88 167H90V165L88 166ZM11 168V172H10V174L11 175H13L12 173H13V168L12 167H10ZM59 168H61V169H59ZM66 168H68V169H66ZM81 168V169H80ZM98 168H99V166H98ZM97 168V169H98ZM18 169V168H17ZM58 170H60V172L58 171ZM73 170V171H72ZM85 170V171H84ZM38 171L41 173H38ZM56 171V172H55ZM58 171V172H57ZM63 171H65V172H63ZM71 171V172H70ZM95 171V170H94ZM206 170L204 169V172H205ZM48 173V174H47ZM68 173H70V174H68ZM74 174V176H76V177H74L73 176V174ZM107 173H110V172H108V171H105L103 174H104V176L105 177H108V174ZM113 173H115V172H113ZM224 173L226 174V172H223V171H219V174L222 176V175H224ZM218 174V173H217ZM111 175V174H110ZM52 177V178H51ZM87 178V179H86ZM61 179V180H60ZM78 179V180H77ZM57 180H59L60 181V184H59V181H57ZM63 180V181H62ZM75 180V181H74ZM89 180V181H88ZM49 181V182H50ZM86 183H85V182ZM92 181V182H91ZM59 185H58V184ZM195 183V184H194ZM97 184H98V186H97ZM189 184V185H188ZM190 184H192L193 186H195L197 183L195 182V181H193V183L192 182H189V183H184V184H180V185H173L172 186V188L168 191V188L169 187H167V185H165L166 187H164V189H163V187H162V185L161 186H153V185H142V186H140V187H137V186H135V187H131V188H129L130 189V191H131V193H133V192H152V194H155V195H153V197H152V200L153 201H156V202H162V204L161 205H157V206H155V207H157V208H159L161 211H162V214L161 215H155L156 213L153 211V209L152 208H154V207H152V206H149L148 204L145 206L146 208H145V210H144V206L142 205V206H135V208L137 209V210H142V216H143V218H144V216H146V217H152L151 215H152V213L151 212H154L155 214H154V219L156 220L157 219V221H161V222H166V220L164 219V218H167L168 220H169V222H166V224H168V225H172V224H177V225H179V226H177V230L180 232H178L179 233V235L177 234H172V232H171V234H168V232L170 233V231L168 230L166 233H164L165 231H162L163 232V234H162V232H159V235H158V237H157V240L154 238V237H156V236H154L153 237V239H155L154 241H153V243L154 244H158L159 242L161 243V241H166V243L167 244H164L165 243V241H164V243H163V245H166L165 247H163V248H168L169 249V253H170V255H169V253H166V252H168V250L167 249H165L166 250V252H165V250H164V254H165V256H167V257H165V256H163V257H165V258H163V259H166V258H169V257H171V256H174V255H182V254H184V252L186 253V251L189 249L188 248V243H185L184 242V245L182 244V242H183V240H180L181 239V236H182V239H188V237L189 236H186V235H184V233L186 234V230H187V232L189 231V228L191 229V230H198L199 229V227H201V226H203L202 224L204 223V226L203 227H205L204 228V232H207V233H203V231H201L200 233H201V235H206V236H208V237H213V234H211V233H214L211 229H213V230H215V234L217 233V234H219V236L221 235L222 237H223V239L222 240H224V234L225 233H227V232H229V229H231V226H228L227 227V223H228V225H229V223L231 222L232 224L233 223H235L234 221H235V219L236 220H238L236 223L238 224V226H237V224L235 223V224H233V225H235V226H232V229L233 228H235V229H237V230H231V232H229V233H227V239L226 240H231L229 237H231V238H234V237H236L237 235V233H238V231L239 230H241V228H242V230H244V231H246L245 232V241H248V240H250V238L248 237V235L250 236L251 234H252V232L250 231V229L252 230V231H254V232H256L255 234H254V236L253 237H255L254 239H252V240H250L251 242H255L256 244H258L259 243V240H260V237H259V235H262V234H264V233H262V232H264L263 230V228H264V204H263V202H264V185L262 184V183H259V185L257 184V183H252V184H248V185H244V187L243 186H240V187H236V185L234 186L233 185V183H232V187H228V188H225V186H219L218 187V185L216 186V185H213V184H209V183H206V184H204V187H203V189H201L200 187H199V185L197 184L195 187H197V189H196V191H192L194 188H193V186H191ZM208 184H209V187H208ZM262 184V185H261ZM52 185V186H51ZM221 185H222V183H221ZM27 186V185H26ZM66 186V187H65ZM147 186V187H146ZM152 186V187H151ZM171 186V185H170ZM179 187V188H176V187ZM234 186V187H233ZM52 187V188H51ZM160 187H161V190H159L160 189ZM182 187V188H181ZM192 187V188H191ZM61 189V191H63V189H64V192H60V189ZM63 188V189H62ZM94 188V189H93ZM179 189H182L183 191H181V190H179ZM23 190H22V192H23ZM31 190V191H30ZM49 190V191H48ZM66 190H67V192H69V194H74L75 196H78L79 194L82 196V197H80L79 198V200L78 199H76L75 197H70L69 196V194H67L66 193ZM94 190V191H93ZM96 190V191H95ZM172 190V191H171ZM173 190H176V192L175 191H173ZM177 190H179V192H180V196H181V198H182V202H180V203H178L177 205H175V206H171L170 205V203H169V201L167 200L168 199V195L170 194V193H177ZM202 190H203V192H202ZM240 190H242V191H240ZM3 191H6L5 189L3 190ZM50 191L51 192H53L54 193V196H48V194L50 193ZM93 191V192H92ZM124 191V190H123ZM168 191V192H167ZM198 191V192H197ZM220 191V192H219ZM73 192V193H72ZM116 192H120L119 190H116ZM125 192V191H124ZM189 194H188V193ZM197 192V193H196ZM200 192H201V194H200ZM241 192V193H240ZM26 193V194H27ZM31 193V194H30ZM60 193V194H59ZM160 193V194H159ZM166 193H168V195L166 194ZM194 194V196H193V194ZM220 193H222V194H220ZM15 194V195H14ZM34 194V195H33ZM41 194V195H40ZM43 194V195H42ZM91 194V195H90ZM198 194V195H197ZM209 194V195H208ZM210 194H212V196L210 195ZM240 196H239V195ZM261 195L262 196V198H257L258 197V195ZM4 195H8L7 197H6V199H4L5 197H4ZM10 195H11V197H10ZM35 195H36V197H35ZM37 195H39V197L40 196H42V199L40 198V200L38 199V196ZM46 195L48 196V198L46 197ZM57 195V196H56ZM188 195V196H187ZM195 195L197 196V199H195ZM205 195H206V198H205ZM219 195H221V197L219 196ZM30 196H32V197H34V198H36L35 200H39L38 201V203L40 204H38L37 203V201L35 202V200H34V198H29ZM257 196V197H256ZM115 197V199L116 200H118V196L116 195V196H114ZM194 197V198H193ZM198 197H199V199H198ZM209 197V198H208ZM217 197V198H216ZM49 199V201L47 200V202L45 201V199ZM92 198V197H91ZM255 198V199H254ZM3 199V200H2ZM23 199V200H22ZM64 199V200H63ZM155 199V200H154ZM161 199V200H160ZM163 199H164V203H163ZM205 199V200H204ZM254 199V200H253ZM2 200V201H1ZM29 200V201H28ZM42 200V201H41ZM43 200H44V202H43ZM184 200V201H183ZM197 200H198V202H197ZM248 202V204H250L249 206H252L251 208H253L252 209V211H251V208H249V206H248V204L246 203V201ZM253 200V201H252ZM260 200V201H259ZM24 201H25V203H24ZM144 201L145 202H147V203H149V199H144ZM255 201H257L258 203H260V204H263V205H257V204H255V203H257V202H255ZM21 202V203H20ZM27 202V203H26ZM34 202L36 203V205L34 206ZM41 202H43V203H41ZM63 202V203H62ZM252 202H255V203H252ZM10 205H9V204ZM17 203V204H16ZM24 203V204H23ZM66 203V204H65ZM70 203H72L71 205H70ZM181 203H182V208H180L181 207ZM246 203V206L244 207L243 205ZM12 204V205H11ZM14 204V205H13ZM29 204V205H28ZM42 204V205H41ZM121 204V205H120ZM146 204V203H145ZM236 204V205H235ZM242 205L241 207V209H239L238 208V206L237 205ZM21 205H22V208H21ZM39 205V206H38ZM50 205H51V207H50ZM74 205V206H73ZM123 205H125V206H127L126 208H125V206H123ZM239 205V206H240ZM261 206L260 208H258L257 206ZM34 206V207H33ZM69 206H71V207H69ZM73 206V207H72ZM124 208H123V207ZM163 206V207H162ZM233 207V208H230V207ZM234 206H237V207H234ZM39 207V208H38ZM67 207H69V209L71 210H69V209H67ZM122 207V208H121ZM171 207V208H170ZM248 207V208H247ZM258 208V211H256L255 212V209L257 210V208ZM5 208H6V210H5ZM48 208V209H47ZM169 208V209H168ZM239 209L237 212L238 213H240L239 215H238V213L236 212L235 213V210L233 211V209ZM246 209V210H244V209ZM46 209L48 210V211H46ZM127 209V210H126ZM183 209V210H182ZM189 209V210H188ZM222 209V210H221ZM18 210H20V212H18ZM55 210V211H54ZM108 210V211H107ZM181 210H182V214L185 216L186 215V213H187V215H186V218L188 219H186L184 216H182V214H180L181 213ZM187 210H188V212H187ZM206 210H207V212H206ZM216 210H218L217 212H216ZM220 210H221V212H220ZM38 211V212H37ZM114 211V212H113ZM146 211V212H145ZM148 211V212H147ZM168 211H169V213H168ZM203 211L204 212H206V213H204V216H206L207 215V217H209V218H205L204 216H202V214H203ZM209 211V212H208ZM229 211L231 212V211H233V212H231L232 214H236L235 216L233 215V218L235 217V219H233V218H231L232 217V215L230 216L229 215ZM243 211H244V213H245V215H243ZM246 211V212H245ZM249 211V214L247 213ZM75 213V214H72V213ZM99 212H100V215H98L97 216V214H99ZM144 212H145V214H144ZM165 212H167V213H165ZM218 212H220L222 215H220L219 216V213ZM253 214H252V213ZM61 213V214H60ZM105 213V214H104ZM130 213H132V214H130ZM209 213V214H208ZM256 215H258V216H256L255 217V214ZM1 214H2V216L4 217H2L1 216ZM111 214V215H110ZM115 214V215H114ZM65 215H66V217H65ZM119 215V216H118ZM121 215H123V216H121ZM196 215V217H194ZM221 217V219L218 217ZM238 215V216H237ZM241 215V216H240ZM250 215H251V217H250ZM100 216V217H99ZM65 217V218H64ZM73 217V218H72ZM78 217V218H77ZM124 217V220L125 221H123L122 223L120 222V218H123ZM128 217H129V220H128ZM132 217V219L130 220V218ZM182 217H184V218H182ZM192 217V218H191ZM202 217H204V218H202ZM216 217H218L220 220H216ZM229 217H230V219H232L233 220V222L229 219ZM244 217L245 218H247V219H244ZM252 217H253V219H254V217L256 218L255 220H253L252 219ZM21 218H23V219H21ZM108 218H110L109 220H108ZM127 220H126V219ZM133 218H134V220H133ZM176 218H178V219H176ZM195 220H194V219ZM251 218V219H250ZM259 218V219H258ZM21 219V220H20ZM66 219V220H65ZM73 219V220H72ZM86 219V220H85ZM137 219H139L138 220V222H136V220ZM172 219V220H171ZM184 219V220H183ZM192 219V220H191ZM201 219V220H200ZM205 219H210V222H207ZM228 219H229V221H228ZM241 219H243L242 220V222H241ZM17 220V221H16ZM106 220H108L107 222H108V224L106 223L105 224V221ZM132 220H133V222H132ZM178 220V221H177ZM189 220H191L190 222H192L191 223V226H186L187 225V221L189 222ZM206 221L207 223H209V225L208 226H206L207 225V223L206 222H204V221ZM239 220H240V222H239ZM255 222L254 223V227H256V225L258 224V226L260 227V225H261V228L260 229H256L255 230V228L254 229H252L251 227H252V225H253V221ZM64 221H65V223H64ZM84 221V222H83ZM176 221L178 222V223H176ZM198 221H199V223H198ZM200 221H201V223H200ZM203 221V222H202ZM217 223H216V222ZM220 223H219V222ZM223 221H226V222H223ZM249 221V222H248ZM250 221H252V222H250ZM263 221V222H262ZM18 222V223H19ZM28 222H29V224H28ZM73 222V223H72ZM111 222V223H110ZM135 222L137 223V226H138V228L135 230V229H133L132 228V223H134L135 224ZM140 222V223H139ZM185 222H186V225H185ZM189 222V223H190ZM196 222L198 223V224H196ZM256 222H258L257 224H256ZM259 222H260V225H259ZM53 223V224H52ZM63 223H64V225H63ZM83 223V224H82ZM119 223H120V225H119ZM139 223V224H138ZM205 223H206V225H205ZM214 223V224H213ZM219 223V224H218ZM223 223H226L225 225L223 224ZM230 223V224H231ZM243 224V225H240V224ZM262 223V224H261ZM218 224V228H216L217 229V231H216V229H214L215 227H213V225L215 226V225H217ZM220 224H221V226H220ZM222 224H223V226H222ZM231 224V225H232ZM251 226H249V225ZM72 225V226H71ZM91 225V226H90ZM190 225V224H189ZM213 227V228H211V226ZM248 225V226H247ZM35 226L37 227V228H35ZM90 226V227H89ZM108 226V227H107ZM186 226V227H185ZM196 226V227H195ZM197 226H199V227H197ZM209 226H210V228H209ZM240 226H242V227H240ZM256 227V228H259V227ZM143 227V228H142ZM145 227V228H144ZM187 227H188V229H187ZM220 227H222L221 228V230L223 229V230H226L227 232H225V231H220L219 229H220ZM224 227V228H223ZM245 227V228H244ZM263 227V228H262ZM43 228V229H42ZM82 230H81V229ZM104 228H106V230L104 229ZM116 228V229H115ZM133 229V230H129V229ZM140 228H142V230L140 229ZM196 228V229H195ZM229 228V229H228ZM249 228V229H248ZM184 229H186V230H184ZM207 229V230H206ZM247 229V230H246ZM261 229H263L262 231H261ZM15 230V231H14ZM129 230V232H127ZM140 230V231H139ZM81 231V232H80ZM97 231V230H96ZM114 231V232H113ZM144 231V232H143ZM209 231V232H208ZM212 231V232H211ZM232 231H234L235 232V234L234 235H232L234 232H232ZM236 231H237V233H236ZM251 232L250 234H248V232ZM258 231V232H257ZM20 232H22V233H20ZM184 232V233H183ZM211 232V233H210ZM260 232H261V234H260ZM77 233H78V235H77ZM132 233H134V234H132ZM158 233V232H157ZM156 233V234H157ZM212 235V236H210V234ZM223 233V234H222ZM230 233H232V234H230ZM81 234V235H80ZM209 234V235H208ZM23 237H22V236ZM86 235V236H85ZM131 235V236H130ZM165 235V236H164ZM172 235V236H171ZM174 235V236H173ZM183 235H184V237H183ZM187 235H189V233H187ZM229 235V236H228ZM111 236V237H110ZM133 236V237H132ZM168 236H170L169 237V239H167V237ZM176 236V237H175ZM163 237V238H162ZM173 237H175L174 239H173ZM179 237V238H178ZM88 238V237H87ZM172 238V239H171ZM190 238V237H189ZM258 238V239H257ZM86 239V238H85ZM163 239V240H162ZM168 240V242L170 243H168L167 242V240ZM248 239V240H247ZM87 240V239H86ZM174 240H177V242L176 241H174ZM180 240V241H179ZM254 240V241H253ZM258 240V241H257ZM31 241V243H29ZM186 242H187V240H185ZM35 242V243H34ZM86 243H87V241H86ZM143 243H145V244H143ZM152 243V242H151ZM247 243H249V242H247ZM254 243V244H255ZM263 243V242H262ZM262 243H260V244H262ZM27 244L30 246V247H28L27 246ZM31 244V245H30ZM147 244V245H146ZM180 244H182V245H180ZM188 244V245H187ZM246 244V243H245ZM243 245L245 248H246V245ZM168 245V246H167ZM186 245V247H184V248H186V249H184L183 247H181V246H185ZM191 245V244H190ZM190 245H189V247H190ZM264 244H262L261 245V249H259V251L260 252H258V251H255V253H256V255L257 256H261L263 253H264V251L262 252V250H264V246H263ZM108 246V247H109ZM136 247V248H135ZM139 247V248H138ZM147 247H148V249H147ZM244 247H242L243 249H244V251H245V248ZM65 248L68 250V252H70V250L71 251H74L75 253V258L73 259V261L71 262L70 261V264H81L80 262H78L79 260H83L82 261V264H97V262H98V260H100L98 257V255H95V254H90V253H86V252H82V251H80L78 248H70V247H67V246H65ZM138 248V249H137ZM145 248V249H144ZM240 249V250H243V249ZM263 248V249H262ZM127 249V250H126ZM142 249H144V251L146 250L147 251V253L146 254H144V251L142 250ZM173 249H174V253L172 252L173 251ZM181 249V250H180ZM39 250V251H38ZM125 250V251H124ZM142 250V251H141ZM150 250V251H149ZM148 251H149V253H148ZM154 251V252H153ZM176 251L178 252V254H176ZM230 251H232L231 249H230ZM153 252V253H152ZM182 252V253H181ZM130 253H131V255H130ZM142 253V254H141ZM174 255H173V254ZM163 254V255H164ZM167 254V255H166ZM172 254V255H171ZM258 254H260V255H258ZM26 257H25V256ZM44 255V256H43ZM141 255V256H140ZM145 255V256H144ZM264 255V254H263ZM143 256V257H142ZM147 256V257H146ZM151 256V257H152ZM139 257V258H138ZM208 257H209V253H208ZM262 257H264V256H262ZM47 258V259H46ZM78 258V259H77ZM2 259H4V260H2ZM61 259H62V261H61ZM32 260H33V262H32ZM208 260V259H207ZM210 260V259H209ZM27 261V262H26ZM44 261H46V262H44ZM164 260H161V262H158V264L159 263H162ZM202 261H204V260H202ZM206 261V260H205ZM204 261V262H205ZM25 262V263H24ZM201 263L200 262V264H205V263ZM208 263V262H207ZM206 263V264H207ZM102 264H112L111 262L110 263H102ZM146 264V263H145ZM148 264H149V262H148ZM196 264H199V263H196ZM209 264V263H208ZM219 264H222V263H219Z\"/></svg>","mask_w":264,"mask_h":264}]
</instances>
